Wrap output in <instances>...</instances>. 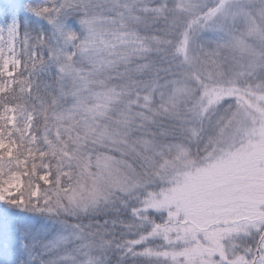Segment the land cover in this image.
<instances>
[{
  "label": "snow or ice",
  "instance_id": "1",
  "mask_svg": "<svg viewBox=\"0 0 264 264\" xmlns=\"http://www.w3.org/2000/svg\"><path fill=\"white\" fill-rule=\"evenodd\" d=\"M0 264H264V0H0Z\"/></svg>",
  "mask_w": 264,
  "mask_h": 264
}]
</instances>
